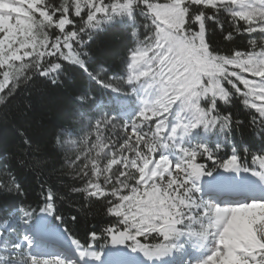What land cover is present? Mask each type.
Listing matches in <instances>:
<instances>
[{
  "label": "snow or ice",
  "instance_id": "snow-or-ice-1",
  "mask_svg": "<svg viewBox=\"0 0 264 264\" xmlns=\"http://www.w3.org/2000/svg\"><path fill=\"white\" fill-rule=\"evenodd\" d=\"M118 24L122 73L100 48ZM245 133L264 145V0H0V264H264V198L202 183L264 187V147Z\"/></svg>",
  "mask_w": 264,
  "mask_h": 264
},
{
  "label": "trees",
  "instance_id": "trees-1",
  "mask_svg": "<svg viewBox=\"0 0 264 264\" xmlns=\"http://www.w3.org/2000/svg\"><path fill=\"white\" fill-rule=\"evenodd\" d=\"M217 43H219L221 49L224 48V44L226 42H221L219 36L216 37ZM132 41L130 38V30H125L124 27L121 25H115L108 33L103 35L101 37L100 42V48L102 49L101 55L102 58L109 61V65L111 66L113 71H119L123 72L124 68L122 66V57L124 56L127 48L131 47ZM246 44V41H238L237 45L243 47ZM94 94L97 95L98 99L108 106L110 109H112L113 114H118L119 112V98H115L112 93L105 92L103 89H95L93 88ZM55 97L62 99L65 103H67L68 100H70V97L67 93L63 91H58L54 94ZM60 109L57 108L54 104L45 103L41 109V115L45 121L48 120H55L59 114ZM234 115L239 116L240 118H244V114L239 112L236 109H233ZM60 115H63V113H60ZM210 139L215 140L214 137H211ZM237 141H242L244 145L251 146L252 151H259L261 147H264L258 140H255L253 137L248 135L247 133L244 134L243 137H241L239 134H237L236 137ZM224 151H230V149L221 150V155L224 154ZM62 156H56L53 158L55 167L59 169L61 167L62 162ZM51 167V164L49 165ZM29 182L33 184L34 187H37L35 185V181L32 178H29ZM33 199H35L37 193H33ZM62 208V211L66 216H70L75 211L74 207H70L69 203L65 202L63 205L60 206ZM104 218L100 215H97L95 218L89 217L88 220L91 221V223L86 221H81L80 225L76 226L75 232L78 236L83 237V234L93 226V224L99 225L101 221ZM50 226L53 230L61 231L60 226L57 221L50 218Z\"/></svg>",
  "mask_w": 264,
  "mask_h": 264
},
{
  "label": "rangeland",
  "instance_id": "rangeland-1",
  "mask_svg": "<svg viewBox=\"0 0 264 264\" xmlns=\"http://www.w3.org/2000/svg\"><path fill=\"white\" fill-rule=\"evenodd\" d=\"M126 103L128 104V116H134L140 107L139 100L137 99V97L133 96L130 97L126 101ZM202 183L205 194H207L206 192L208 190L213 189L214 191L220 186H227L228 188L232 189L233 192H238V193L244 190L252 191L255 188H260L264 191V187H261L259 183L256 180H254V178L248 175H242L239 178H237L235 175L219 173V174H214L212 177L203 178ZM242 198L243 197L237 195L236 198L234 199L240 200ZM53 232L56 234L59 240L63 241L64 246L67 247L68 242L64 239L62 232L57 230H53ZM116 258L128 259V260L139 259L138 256L132 257L131 254L127 252V250H123Z\"/></svg>",
  "mask_w": 264,
  "mask_h": 264
}]
</instances>
